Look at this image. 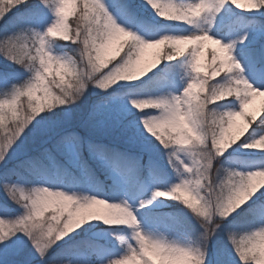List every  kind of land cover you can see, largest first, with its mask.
<instances>
[{"label": "snow or ice", "instance_id": "1", "mask_svg": "<svg viewBox=\"0 0 264 264\" xmlns=\"http://www.w3.org/2000/svg\"><path fill=\"white\" fill-rule=\"evenodd\" d=\"M0 264H264V0H0Z\"/></svg>", "mask_w": 264, "mask_h": 264}, {"label": "rangeland", "instance_id": "2", "mask_svg": "<svg viewBox=\"0 0 264 264\" xmlns=\"http://www.w3.org/2000/svg\"><path fill=\"white\" fill-rule=\"evenodd\" d=\"M243 0H240V3L242 2ZM150 54H151V50H148V53H147V55H149L150 56ZM258 102V101H257Z\"/></svg>", "mask_w": 264, "mask_h": 264}, {"label": "trees", "instance_id": "3", "mask_svg": "<svg viewBox=\"0 0 264 264\" xmlns=\"http://www.w3.org/2000/svg\"><path fill=\"white\" fill-rule=\"evenodd\" d=\"M246 2V0H243L242 2H241V4H244Z\"/></svg>", "mask_w": 264, "mask_h": 264}]
</instances>
